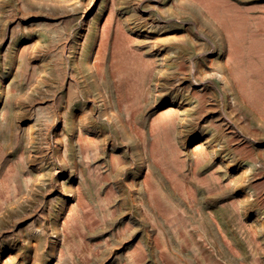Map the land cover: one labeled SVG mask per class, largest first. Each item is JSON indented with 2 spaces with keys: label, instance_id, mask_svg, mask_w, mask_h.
<instances>
[{
  "label": "rangeland",
  "instance_id": "374dc122",
  "mask_svg": "<svg viewBox=\"0 0 264 264\" xmlns=\"http://www.w3.org/2000/svg\"><path fill=\"white\" fill-rule=\"evenodd\" d=\"M0 264H264V0H0Z\"/></svg>",
  "mask_w": 264,
  "mask_h": 264
}]
</instances>
